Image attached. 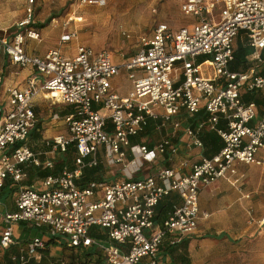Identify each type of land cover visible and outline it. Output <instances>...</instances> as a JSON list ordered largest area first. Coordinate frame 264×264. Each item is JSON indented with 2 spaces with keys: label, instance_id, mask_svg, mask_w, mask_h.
<instances>
[{
  "label": "built area",
  "instance_id": "built-area-1",
  "mask_svg": "<svg viewBox=\"0 0 264 264\" xmlns=\"http://www.w3.org/2000/svg\"><path fill=\"white\" fill-rule=\"evenodd\" d=\"M34 1L16 24L14 37L0 36V56L6 53L13 64L33 66L38 72L26 88L8 89L11 110L0 123V190L7 184L15 187L14 207L0 209V249L18 244L16 226L30 223L46 228L48 239L27 241L15 257L18 264L42 262L51 241L85 253L86 264H159L167 238L171 245L179 244L208 216L200 208L202 189L237 175L240 163L264 168V101L246 99H264V0H183L182 12L195 21L178 29L159 23L152 35L141 37L134 58L122 64L113 61L110 51L96 52L86 45H80L74 57L59 49L44 57L30 55L27 40L40 39L33 27ZM89 3L105 5L106 0ZM241 31L247 32L255 49L249 56L255 67L247 71L231 68ZM72 35H64L62 41ZM202 56L208 58L200 61ZM124 69L133 89L120 96L112 89V79ZM42 90L72 106V111L64 117L68 133L47 141L48 150L35 151L29 142L37 123L35 98ZM203 109L208 116L195 126L179 119L183 113L197 116ZM4 110L0 101V116ZM151 123L158 130L168 125L174 132L184 130L187 148H203L201 134L207 130L218 132L224 146L192 164L187 173L166 166L136 178L146 163L154 164L160 157L173 160L181 149L168 134L152 147L133 145L132 137L148 131ZM71 146L76 147L73 168L51 173L36 184L24 183L30 167L54 169L58 156ZM102 162L123 166L126 179L91 181L82 187L79 180L86 169ZM174 194L179 200L156 227L158 206ZM47 264L71 263L49 256Z\"/></svg>",
  "mask_w": 264,
  "mask_h": 264
},
{
  "label": "crops",
  "instance_id": "crops-1",
  "mask_svg": "<svg viewBox=\"0 0 264 264\" xmlns=\"http://www.w3.org/2000/svg\"><path fill=\"white\" fill-rule=\"evenodd\" d=\"M182 2L183 0H180V9ZM26 11L27 9H24L23 6L20 7V9H15L13 11L10 7V1L7 2V5L3 4V6H0V36L8 40L12 39L16 34V31L9 32V30L14 23H18L20 18L22 19L26 17ZM183 15H185V13ZM185 16L190 19L187 24L195 21L194 17L188 15ZM79 19H81V17H79ZM54 22L59 23V20L52 15H50L46 20H44L43 17H37V19L35 17L33 27L40 33V39L35 40L29 38L27 40L26 50L30 55L44 57L48 51L52 49H59L63 55L67 57H74L77 55L78 47L80 45L92 47L96 52L106 49L103 47L105 46V42L96 40L95 37L88 35L89 31H87V27L83 24H71L70 27H68V32H65L67 28H62L59 24ZM162 22L168 23L165 20L159 21L149 33L142 34L139 41L142 36L152 35L156 26ZM170 26L174 29L180 28L173 27L172 25ZM79 29L81 32H79ZM66 34L73 35L70 40L64 42L62 41V37ZM123 34L127 38H131V33L127 30H124ZM72 42L75 44L71 45L70 43ZM239 42L248 46L252 50L246 56V64L248 67H246V69L241 68L233 70L247 71L250 68L255 67L256 62L254 63L249 60V56L255 49H253L250 45L249 37L245 31H241L237 36L235 41V50H237L236 48ZM111 54L113 61L116 64L129 62L136 55L134 54L126 57L124 54L122 57H119L114 55L112 52ZM235 61L236 57L233 62ZM36 75H38V72L35 67H21L18 64H13L10 57L6 53L1 54L0 78L2 81L0 82V101L2 102L5 110L0 116V123L5 119L7 112L11 110L8 89L11 87L26 88L29 80ZM43 82L44 80L41 78V84H43ZM112 89L120 96H127L132 91L133 81L130 79L129 72L127 70H121L119 74L113 77ZM255 99L259 102L264 101L261 96H255ZM57 103L64 104L68 106L69 109L67 108L68 110H63L61 112L54 110L56 112L51 114L49 121H46V118L45 120H41L39 117L41 112H39V110H43V108L47 106H54ZM35 111L37 123L33 132L41 134L42 142H47L52 140L56 135L61 134L57 131H55L57 132L55 133L54 130L57 129H54L53 127L58 124V120H61V123H65L64 117L72 111V106L60 102L57 97L52 96L48 91L42 90L35 98ZM207 116V112L203 109L199 114H197V116H190L187 113H183L180 115L179 119L184 125L195 126L198 120L205 119ZM47 124L50 127L48 126V128H46L45 125ZM221 125H224V122H221ZM152 127H154V125L151 123L147 129L148 131L139 137H132L131 141L133 145L147 143L150 147H152L168 134L173 135L174 141L181 149L179 154L176 155L173 160H169L167 157H160L154 164L146 163L142 170L134 174L136 178L152 174L166 166L177 168L182 172L187 173L190 171V166L192 164L199 161L201 162L203 157H211L217 154V152H219L224 146L223 139L218 132L215 131L207 130L201 134V138L204 142L203 148L195 146L187 148L186 143L188 141V136L185 135L184 130L174 132L172 125L165 126L162 130H158L155 126L153 130L155 131L156 129V133H152ZM66 129L68 132L67 126ZM218 145L220 146L218 147ZM46 150H48V148L44 147L43 149H37L35 151ZM184 161L188 162L189 165L187 167L182 165ZM57 164L58 161L56 160V165ZM55 168L42 170L55 173ZM32 169H34V167L29 168V175L31 174ZM120 176H122V178L126 176V173L122 170V168H118L115 175L113 178H110V180L113 181V179ZM82 177H84V175ZM103 177L105 178L104 175ZM34 178V182L29 183L27 179L24 183L32 185L43 179V177H40L37 174ZM110 180L105 178V181ZM12 190L14 192L15 187H11L9 184L0 190V195L2 197L10 191L11 193L9 194V197H12L13 199L11 205H8L7 201L9 200V197L4 201L0 197V209L3 208V206L8 208L14 207L15 195H13L14 193ZM177 200H179L178 196L174 194L161 202V204H166L168 208L164 213H162L159 210L161 204L158 206L156 227L163 224L168 210ZM199 201L201 211L208 214V216L201 218L194 234L186 236L179 244L171 245L170 239L167 238L159 255V264H251L250 261L253 260L256 261L253 264H264V168H262V166L257 164H238L237 175L231 179L222 177L211 186L202 189ZM32 232L33 229L29 227L28 223L18 224L15 228V235L20 242L13 246L11 245V247L6 250L0 249V264H18L15 257L19 256L23 249H26L27 241L38 236L48 239L47 232L44 235H34ZM95 235L105 239V235L103 234L98 235L95 233ZM62 248L63 247L55 244L54 241H51L50 250L45 255L42 262L31 260L28 264H47L49 256H53L54 254L53 251H60ZM63 250L66 253H70L67 249ZM69 255L70 256L68 258L67 256H64L69 263L75 264L78 262L76 260H72L71 254ZM81 259L82 261H80V263L86 264L85 258L81 257ZM98 261H102V259L100 258Z\"/></svg>",
  "mask_w": 264,
  "mask_h": 264
},
{
  "label": "rangeland",
  "instance_id": "rangeland-1",
  "mask_svg": "<svg viewBox=\"0 0 264 264\" xmlns=\"http://www.w3.org/2000/svg\"><path fill=\"white\" fill-rule=\"evenodd\" d=\"M10 1V7L14 11L15 9H20L24 7L27 9L30 6V0H0V6L3 4L7 5V2ZM86 1V2H85ZM105 5H99L97 3H89V0H35L33 5L34 9V19L36 17H43L46 20L50 15L54 16L59 20V24L62 28H67L65 32H68V27L71 24L77 23L83 24L86 26L89 31L88 35L95 37L96 40L105 42L104 48L110 50L114 55L122 57L124 54L126 57L132 56L137 53L140 49L139 38L142 34L149 33L152 28L159 21H167L173 27H181L189 23V17L183 15L180 9V0H106ZM22 5V6H21ZM25 17V16H24ZM81 17V19H79ZM24 19V18H22ZM21 18L19 21L22 20ZM18 21V22H19ZM127 30L131 33V38H127L123 31ZM17 32V25L11 27L9 32ZM79 32L80 29H79ZM74 45L75 43H70ZM207 56H202L199 58L200 61L207 59ZM244 60L243 55H237V62L240 64L238 68H235V62L231 64L232 69H241V61ZM246 69V68H245ZM253 100L255 96L250 95ZM248 97V96H247ZM68 106L64 104L57 103L44 107L43 110H39L41 120L46 118V121H49V117L53 114L54 110L63 111L68 110ZM53 111V112H52ZM61 120H58V124L54 125V130L58 133L67 134V129L65 123H61ZM49 123V122H48ZM152 133H156L153 130L155 124L152 123ZM48 124L45 125L48 128ZM50 127V126H49ZM45 128V129H46ZM55 132V133H57ZM32 146L35 149H43L38 144H36L31 138ZM76 147L71 146L70 151L67 153L66 158L70 159L74 163ZM104 158L103 148L100 149L99 159ZM130 159V158H129ZM62 160V155L58 156L57 161ZM72 163V164H73ZM104 166V176L108 180L113 178L118 168H123V166L115 165L109 166L107 163L103 164ZM35 181V178H33ZM117 180L126 179V176L116 178ZM116 179H113L116 181ZM112 181V180H110ZM14 195V194H13ZM12 197H9L7 201L8 205L12 203ZM29 227L33 229L34 235H44L46 233V228H40L28 223ZM153 231V228L149 230L148 234ZM53 256L67 258L71 254V259L75 260L76 258L86 257L85 253H75L64 252L63 248L59 251H53ZM256 261H250L253 264ZM258 263V262H257ZM75 264H81L78 261Z\"/></svg>",
  "mask_w": 264,
  "mask_h": 264
},
{
  "label": "trees",
  "instance_id": "trees-1",
  "mask_svg": "<svg viewBox=\"0 0 264 264\" xmlns=\"http://www.w3.org/2000/svg\"><path fill=\"white\" fill-rule=\"evenodd\" d=\"M237 50H235V57H236V62H235V65L234 67L235 68H238V66L240 65L238 62H237V55H243L244 56V60L241 61L242 65H241V68H246L248 67L247 64H246V56L251 52L252 49H250L248 46H245L243 45L241 42L238 43L237 45ZM247 100H251L253 99L251 96L247 97L246 98ZM31 138L33 139V141L38 144L40 147L44 148H48L47 147V142H42L41 140V134L37 133V132H33L32 135H31ZM31 138H30V142H29V145L34 149V150H37L35 149L33 146H32V141H31ZM220 145H218L219 147ZM70 151V149L68 150V152ZM67 152V153H68ZM67 153L65 154H62V160L60 162H58V164L56 165V168H55V173H59L61 172L64 167H69V168H73V165L74 163L71 161V158L70 159H67L66 156H67ZM75 159V158H74ZM75 161V160H74ZM73 163V164H72ZM103 162L101 164H99L98 166L96 167H93V168H89L85 171V173L83 174L84 177L81 178V180H79V184L82 186V187H85L87 186L88 183H90L91 181H105V178L103 177L104 175V166H103ZM52 172L50 171H47V170H42L40 168H34L32 169V172L31 174L29 175V179H28V182L29 183H32L33 181V178L34 176L37 174L38 176L40 177H46L48 176L49 174H51ZM13 192V190H12ZM11 192L8 191L3 197L0 195V197L2 198V200L4 201L5 199H7L9 197V194ZM167 205L166 204H161L160 207H159V210L164 213L166 210H167Z\"/></svg>",
  "mask_w": 264,
  "mask_h": 264
}]
</instances>
